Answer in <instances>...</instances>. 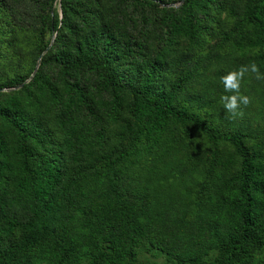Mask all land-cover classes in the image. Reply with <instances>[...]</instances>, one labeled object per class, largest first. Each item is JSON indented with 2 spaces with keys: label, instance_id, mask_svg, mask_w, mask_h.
Here are the masks:
<instances>
[{
  "label": "trees",
  "instance_id": "16d2710c",
  "mask_svg": "<svg viewBox=\"0 0 264 264\" xmlns=\"http://www.w3.org/2000/svg\"><path fill=\"white\" fill-rule=\"evenodd\" d=\"M55 1L41 17L36 55L46 54L30 81L35 64L26 74L0 76V91L13 90L0 92V264H138L145 243L171 264H206L211 251L216 254L209 264L264 258V137L219 129L204 109L225 93L221 77L229 71L255 62L264 73V0L250 1L242 11L224 0H135L155 11L165 30L162 47L145 61L113 18L82 31L76 23L84 17L82 7L67 8L60 0L59 13ZM212 8L226 13L228 24L213 46L215 57L227 51L237 57L226 73L215 75V99L205 102L189 89L211 63L209 53L171 82L163 69L174 45L203 36ZM3 9L0 0V20ZM10 33L0 27V67L5 54L14 57ZM83 72L96 74V83L84 82ZM100 110L108 111L112 124L120 122L123 143L83 169L95 151L77 128L78 115L99 123ZM174 136L201 137L212 147L207 171L216 179L194 209L196 234L166 229L157 200L128 175L131 163L155 156ZM190 238L196 242L188 246Z\"/></svg>",
  "mask_w": 264,
  "mask_h": 264
},
{
  "label": "rangeland",
  "instance_id": "374dc122",
  "mask_svg": "<svg viewBox=\"0 0 264 264\" xmlns=\"http://www.w3.org/2000/svg\"><path fill=\"white\" fill-rule=\"evenodd\" d=\"M224 1L228 6L232 4L238 11H242L248 2L253 0ZM2 2L4 17L0 20V27H5L11 32L8 40L14 49V57L10 61L7 54L3 56L0 76L15 71L26 74L34 64V70L36 66L38 68L39 56L36 55L35 41L41 27V17L47 12L51 0H2ZM59 2L60 0H56L54 4L60 13L62 5ZM63 2L67 8L82 7L84 17L76 22L82 31L95 28L101 22L113 18L116 26L125 29L133 36L134 50L140 53L136 54L140 61L153 58L166 39L165 30L156 18L155 11L145 5L138 6L135 0H63ZM176 6L169 5V7ZM209 15L210 17L203 22L205 27L203 36L198 38L197 43H190L184 39L174 45L173 54L167 58V65L163 69V79L171 82L186 64L209 53L211 63L189 89L190 95L199 94L205 102H213L215 99V96L211 95L213 93L211 83L215 80V75L226 73L233 67L234 58L237 57L230 56L229 51L221 52L215 57L213 46L218 42L220 33L227 29L228 24L225 19L226 13H220L219 10L212 8ZM49 38L50 33L47 32L45 40ZM45 54L46 52L42 53L41 58ZM33 73L34 71L26 82L30 81ZM82 76L84 82L90 85L96 83L97 75L93 72H83ZM58 86L60 88V85ZM0 92L5 96L13 90L3 89ZM241 92L252 98V103L243 108V116L228 118L221 98L213 102V107L204 105L205 116L219 129L243 130L252 136L264 137V80L255 79V74L249 72L241 84ZM225 94L231 95V93L222 95ZM107 112L99 111L101 119L99 123L85 114L78 115L77 128L88 137L95 151V157L83 163V169L102 161L104 157L117 151L123 143L120 122L112 124ZM49 117L50 127L54 130L56 141H59L61 134L56 131L52 110ZM163 142L155 156H145L131 163L128 175L137 189L144 190L149 198L157 200L156 209L160 211L166 229L170 226L178 236H182L181 229L196 234L194 209L198 202L211 193L216 179L214 173L209 175L207 171L212 147L201 137L186 141L174 136ZM222 156H226L224 149ZM77 169V166L72 167V171ZM195 240L190 238L188 246L195 244L193 243L196 242ZM215 254L214 251L210 252L206 264L211 262ZM138 264L171 263L163 253L145 243L138 250ZM255 264H264V258L258 257Z\"/></svg>",
  "mask_w": 264,
  "mask_h": 264
},
{
  "label": "clouds",
  "instance_id": "9594fccd",
  "mask_svg": "<svg viewBox=\"0 0 264 264\" xmlns=\"http://www.w3.org/2000/svg\"><path fill=\"white\" fill-rule=\"evenodd\" d=\"M249 72L255 74V79L264 80V73H261L259 65L255 62L241 65L238 69L229 71L221 77L224 92L231 93V95L225 94L221 96L225 112L230 119L243 116V108L248 107L252 103V98L241 92V84Z\"/></svg>",
  "mask_w": 264,
  "mask_h": 264
},
{
  "label": "water",
  "instance_id": "95a60500",
  "mask_svg": "<svg viewBox=\"0 0 264 264\" xmlns=\"http://www.w3.org/2000/svg\"><path fill=\"white\" fill-rule=\"evenodd\" d=\"M40 58H41V56H40ZM40 58H39V60H38V63H39V61H40ZM39 65V64H38ZM36 70H37V66H36V68H35V70H34V73L36 72ZM33 73V74H34Z\"/></svg>",
  "mask_w": 264,
  "mask_h": 264
}]
</instances>
